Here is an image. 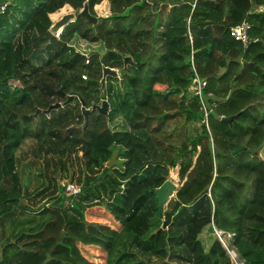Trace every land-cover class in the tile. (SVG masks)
<instances>
[{
    "label": "trees",
    "instance_id": "1",
    "mask_svg": "<svg viewBox=\"0 0 264 264\" xmlns=\"http://www.w3.org/2000/svg\"><path fill=\"white\" fill-rule=\"evenodd\" d=\"M104 1L8 0L0 13V264H177L179 249L189 264H232L219 239L207 251L199 238L212 223L234 235L218 231L239 262L264 264V0H108L96 26L78 18L45 40L52 14L88 3L98 17ZM244 21L248 48L230 33ZM75 37L106 54L87 65L68 46ZM122 55L134 61L124 85L103 90V69L123 68ZM197 75L204 100L190 93ZM105 99L109 116L92 112L84 128L81 100L90 109ZM176 119L186 130L173 141ZM25 139L36 157L68 155L34 195L19 172ZM80 153L82 191L68 196L58 175ZM168 179L178 189L162 211L152 190Z\"/></svg>",
    "mask_w": 264,
    "mask_h": 264
},
{
    "label": "rangeland",
    "instance_id": "2",
    "mask_svg": "<svg viewBox=\"0 0 264 264\" xmlns=\"http://www.w3.org/2000/svg\"><path fill=\"white\" fill-rule=\"evenodd\" d=\"M9 2L11 3V0H9ZM64 10L67 11L68 7H66V9H64ZM259 10H262V9H259ZM65 11H59V12H57V14L55 13L54 15L52 14V17H51L52 21L54 23L59 21V19L63 16V15L61 16L62 12H65ZM68 12L71 13L72 11H68ZM76 14H77V12H76ZM97 15H98V18H106L107 17L103 12H100V11H99V14L97 13ZM73 44L77 48L81 49V51L87 52L88 54L96 53L99 56H104L106 54V49L101 42H96V43L91 44L90 42H87V41L83 40L82 38L75 37ZM106 86H108V85H106ZM112 101H113V99H112ZM196 128L199 129L200 125H198V124L191 125V127H190L191 133L195 134ZM168 130L172 133V140L178 141L180 139V134L182 132L184 133V131L186 130V126L183 128V120L182 119H176L168 125ZM36 144L37 143L32 139H25L22 142V146L19 148V150L16 151L19 156L25 155L29 158L28 161L23 162L21 164V167L19 168V172L21 173V176H22V183L24 185V188L28 189V191L32 195L36 194L37 190H41L45 187H49L50 184L54 183L53 178L58 173L57 169H56V163H57L58 159L60 157L65 159L68 156L67 155L65 157H62L60 155H55V156H49L48 157V156H44V155H39L38 157H36L35 156L37 154V151L35 153ZM54 153H60V152L56 151ZM43 154H46V153H43ZM47 155H49V154H47ZM80 155H81V153L76 154V155L72 154L71 161L72 160L74 161L73 165H71V166L68 165L66 171L62 172V175L59 173V175H58V179H59L58 188L60 187V183L64 184L67 182H74L75 181L74 183L78 185L79 183H77V180H78L77 178H79L80 176H82L80 179L84 180L85 172L83 170V165H81L80 164L81 162L78 161ZM262 155H263L262 157H264L263 153H262ZM44 157L48 159V163H49L48 176L47 177H45L43 175L45 172L44 167H43L45 165V162H44L45 158ZM119 166H121V162H119ZM72 178L74 181H72ZM50 179H51V183L49 182ZM170 180H172V179H170ZM173 182L176 185H178L177 182H175V181H173ZM78 186L82 187L80 184ZM51 189H52V187L50 188V190ZM174 197H175V193H174L172 198H174ZM23 202L25 204H27L28 200L25 198L23 200ZM48 202H49V200L44 201V200L38 199L37 201L34 202V204H35V207H38L39 209H41L43 207H47ZM168 205H169V203L164 208V211L166 210ZM211 226L215 227L214 228L215 231L212 233L209 231ZM211 226L209 228L204 229L203 233L199 237L200 240L202 241L203 245H204V248L207 251L210 249L214 240L216 238L219 239V235L217 233L218 231L225 233L227 235H231L232 239L234 238V235L217 228L214 223H212ZM181 232L182 231H179V233H181ZM181 249H182V247H181ZM180 255H182V256L180 257V260H178L177 256H180ZM184 255H185V253H183L182 250H180V249L177 250V252L174 255V258L176 259L175 262L177 264H189L186 261V259L184 258ZM137 257H139V256L137 255ZM240 263L243 264L241 261H240Z\"/></svg>",
    "mask_w": 264,
    "mask_h": 264
},
{
    "label": "water",
    "instance_id": "3",
    "mask_svg": "<svg viewBox=\"0 0 264 264\" xmlns=\"http://www.w3.org/2000/svg\"><path fill=\"white\" fill-rule=\"evenodd\" d=\"M8 0H0V5L5 4ZM78 18L86 19L89 23H91L93 26H96L99 22L98 17H94L89 13V5L88 3H85L84 8L80 10L77 14L75 11H72L71 13L64 14L59 21L53 22V25L51 29L47 32V35L45 37V40L51 41L55 39L56 34L64 29L65 27L69 26L71 23H74ZM123 68L121 69H113L109 67H105L103 69V78H102V85L103 90L106 87V80L108 77H112L114 79H119V84L121 87L124 85L123 75L127 72L128 67L134 64V61L131 57L123 56ZM73 99V96H69V100L71 101ZM82 103V111L85 117L87 118V123L84 128L88 126V119L92 112H99L100 114L104 116H109L110 113V103L107 99L103 100L100 105H95L92 108H87L86 102L84 100H81ZM62 105L60 103H57L53 105L50 110H56L59 109ZM40 111V110H38ZM238 118V115L231 116L229 118H223V122L232 123L235 119ZM245 150V147H239L235 150L234 155L242 152ZM117 158H118V151H115L113 154L112 159L107 163V167L111 168L117 164ZM177 189V185L172 180H167L161 187L158 189H153L152 193H155L157 195L158 204L162 211H164V208L169 203L171 198L173 197L175 191ZM172 221V216L169 213H166L164 216V223L163 226L160 228L161 230H166L170 226ZM215 227L211 226L209 231L212 233L214 232Z\"/></svg>",
    "mask_w": 264,
    "mask_h": 264
},
{
    "label": "built area",
    "instance_id": "4",
    "mask_svg": "<svg viewBox=\"0 0 264 264\" xmlns=\"http://www.w3.org/2000/svg\"><path fill=\"white\" fill-rule=\"evenodd\" d=\"M7 2L5 4L0 5V13L4 14V12L6 11L7 6H8ZM67 13H69V12H67ZM67 13H65V14H67ZM251 29H252V24L250 22H248V21H244L243 23L232 27L230 33L233 36V38H235L237 41H239L242 44H244V46L246 48H248L250 46V44L252 43V39L249 36V32H250ZM63 31H64V29L60 30L56 34L55 38L60 40L61 36L63 34ZM255 42H257V40H255ZM68 46L70 48H72L75 52L80 53L81 55H83L86 58V64L87 65L90 64V57L92 55L96 54V53L88 54L87 52L81 51V49L77 48L73 43H70ZM193 66H194V61H193ZM82 78H83V80H88V75L85 74V75L82 76ZM109 84L113 85V86H117L119 84V79H114V80H109V81L106 80V85H109ZM206 86H207V81L202 80L197 75L195 82L191 86L190 93L193 96H197V97L201 98L202 100H204L203 89ZM81 191H82L81 187L78 186L77 184H75L74 182L65 183V193L68 196L77 197L78 195L81 194ZM219 240H221L224 248L227 250V252H228V254H229L230 258H231L232 264H241L238 261V259L236 258V256L232 255L231 251H229L228 247L226 246L225 242L220 237V235H219Z\"/></svg>",
    "mask_w": 264,
    "mask_h": 264
},
{
    "label": "crops",
    "instance_id": "5",
    "mask_svg": "<svg viewBox=\"0 0 264 264\" xmlns=\"http://www.w3.org/2000/svg\"><path fill=\"white\" fill-rule=\"evenodd\" d=\"M103 4H105L106 6H105V8L103 9V10H99V7L101 6V5H103ZM66 7H68V10L67 11H65L64 9H66ZM66 7H64L61 11H65V12H62V14H61V16L63 15V14H65V13H67L68 11H74V9L73 8H71L70 6H66ZM95 10H96V12L99 14V11L100 12H103L106 16H109L110 14H111V11H110V3H109V1L108 0H105L103 3H101L100 5H97L96 7H95ZM259 10V9H258ZM57 14V13H56ZM54 15V14H53ZM105 16V17H106ZM51 17H52V15H51ZM52 19V18H51ZM74 41V40H73ZM73 41H72V43H73Z\"/></svg>",
    "mask_w": 264,
    "mask_h": 264
},
{
    "label": "bare ground",
    "instance_id": "6",
    "mask_svg": "<svg viewBox=\"0 0 264 264\" xmlns=\"http://www.w3.org/2000/svg\"><path fill=\"white\" fill-rule=\"evenodd\" d=\"M218 233V232H217ZM219 234V233H218ZM228 247V246H227ZM229 249V248H228Z\"/></svg>",
    "mask_w": 264,
    "mask_h": 264
}]
</instances>
